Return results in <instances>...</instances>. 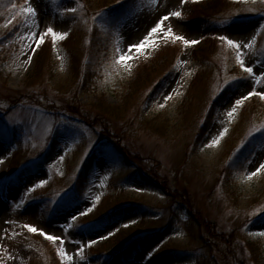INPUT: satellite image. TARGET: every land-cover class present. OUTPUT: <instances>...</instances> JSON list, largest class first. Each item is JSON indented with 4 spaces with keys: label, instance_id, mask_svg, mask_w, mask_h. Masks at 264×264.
Here are the masks:
<instances>
[{
    "label": "rangeland",
    "instance_id": "obj_1",
    "mask_svg": "<svg viewBox=\"0 0 264 264\" xmlns=\"http://www.w3.org/2000/svg\"><path fill=\"white\" fill-rule=\"evenodd\" d=\"M123 1L0 0V260L62 264L61 243L21 227L31 223L64 237L74 256L65 264H121L115 251L139 236L126 264H264V171L248 176L264 162V101L250 97L228 117L250 85L232 79L241 69L215 37L256 35L246 61L264 70L256 63L264 60V30L256 31L264 11L243 10L261 5ZM28 3L38 9L40 31L51 25L68 35L55 42L46 35L36 47L25 35L37 31L21 11ZM69 7L77 11H63ZM106 7L103 22L94 20ZM174 7L182 17L170 18L173 32L204 39L184 46L153 35L127 51ZM225 128L210 145L209 133ZM100 146H107L103 167ZM89 239L97 242L81 260L76 242Z\"/></svg>",
    "mask_w": 264,
    "mask_h": 264
},
{
    "label": "snow or ice",
    "instance_id": "obj_2",
    "mask_svg": "<svg viewBox=\"0 0 264 264\" xmlns=\"http://www.w3.org/2000/svg\"><path fill=\"white\" fill-rule=\"evenodd\" d=\"M155 3L156 0H153ZM187 2V0H180V4L183 5ZM253 2H256V0H253ZM261 7H253V8H247L245 7L243 10L248 12H262L264 11V0H258ZM12 7H15V5H12ZM163 7L167 8V4H164ZM22 13L26 17L33 18L31 20V25L37 29L35 32H26L25 35L28 36L30 39L33 40V43L36 47H39L40 44L43 42L46 35H51L53 41L57 38H64L68 35V32L66 31H57L55 28L51 25L46 26V28L43 31L39 30V26L41 23L38 9L33 6V4L28 3L26 7L21 9ZM63 11L66 12H76L77 9L74 7H69L63 9ZM111 9L106 7L104 9L99 10L95 13L93 19L94 20H100L103 22V20L108 16ZM240 10L238 9L237 12ZM182 17V9L180 7H174L170 10L165 11L162 15L159 16V18L155 21L154 25L150 28V30L147 32V35L138 43V44H128L127 45V51L130 53L132 49H139L143 46L144 41L147 40L149 37H152L153 35H158L160 39L167 42L169 39H174L175 41L182 42L184 46L194 45L199 43L200 40L204 39V37H198L196 39H187L183 35H176L173 32V29L170 24V18H181ZM15 19V17H13ZM12 21H8V23H11ZM260 30H264V23H261L258 25V28L256 29L257 32ZM162 34V35H160ZM216 39H218L222 44L226 43L230 48L232 49L234 53L235 63L239 66L241 69V73L238 77H233L232 79L235 81H246L250 85V90L246 91L244 94L239 95L237 98H235L232 103L233 107L230 108V110L227 112V115L229 118H231L232 114L236 111V106H241L243 103L248 100L250 97L258 96L262 101H264V90H258L256 85H262L264 86V70L257 71L254 69L253 62L246 61V50L251 49L253 45L256 42V35H252L251 39H248L245 37L244 39H239L236 37L230 38L227 34H215ZM32 52H35V48L31 45L28 46ZM21 55H24L22 52ZM125 50L119 49L117 51L116 60L119 63H123L126 59ZM28 60H31V56H28ZM256 63L260 64L261 66H264V60L257 61ZM172 93H168L167 95L161 94V99L164 103L167 102L168 99L171 98ZM161 107L164 106L163 103L160 104ZM227 132V129H223L219 132L218 135L212 136L211 133H209V136L211 137L209 140L210 145H216L219 142V139L225 135ZM209 144H203L202 147L209 146ZM91 150V148L89 149ZM100 153H101V162L99 163V166L103 167L104 164L108 163L106 159H104L106 153H107V146H100ZM60 159H63V157H60ZM264 171V162L259 163V165L252 171L248 172V176H255L257 173H260ZM39 185L45 184V180L40 179ZM36 184H33L31 187L27 189V192H32L33 189L36 187ZM137 191H141V189H136ZM99 196H96L95 199L99 200ZM23 203V202H22ZM95 205H92L94 207ZM92 209L91 207H86L83 209V211H79L74 215H70V220L72 222H75L77 220V217L80 215H85L86 213L90 212ZM135 221L129 220L128 223H134ZM7 223V221H5ZM65 223L67 224L68 229H72L74 227L73 223H69L66 219ZM127 226V225H125ZM23 229H27L29 232L37 233L41 232L44 236H46L49 240L53 242H60L61 246L56 249V252L59 255V258L62 262V264H65V262H72L74 260L73 254H71L64 246V237L54 234H49L48 232H45L43 229L38 228L37 226L31 224V223H24L21 225ZM78 227V226H77ZM16 233H13L15 235ZM112 232H108L107 235H112ZM3 235L6 237L8 235L7 230H3ZM264 235V233H262ZM105 237L98 236L97 239H104ZM97 239H89L87 240L86 244L80 241H77L76 243L79 244V247L75 249V252L79 254L80 259H85L84 257V248L86 246H90L92 244H95L97 242ZM149 256L152 255V252L148 253ZM0 264H5L3 260H0Z\"/></svg>",
    "mask_w": 264,
    "mask_h": 264
},
{
    "label": "trees",
    "instance_id": "obj_3",
    "mask_svg": "<svg viewBox=\"0 0 264 264\" xmlns=\"http://www.w3.org/2000/svg\"><path fill=\"white\" fill-rule=\"evenodd\" d=\"M123 1V0H122ZM123 2H128V1H123ZM137 3V1H131V3H130V6H128L127 8H125V10H124V12L122 13V15H124L125 14V12H127V10H129L132 6H133V4H136ZM46 47H48L47 45H46ZM90 51V50H89ZM78 61V59L76 60V62ZM80 61V60H79ZM78 61V62H79ZM40 65H41V61H38V63H37V67H36V70H38V68L40 67ZM6 189V188H5ZM127 234H122V233H120V236H119V238H121V237H125ZM141 238H142V236H139L137 239H139V240H141ZM137 239H135V240H133L132 242H131V244H129V245H126V246H123V247H121V248H119V249H117L116 251H115V253H117L118 255H120V256H122V260L120 261L121 262V264H126L127 263V261H128V254L130 253V252H132L133 251V245L132 244H134L136 241H137ZM138 247V246H137ZM202 263V260L201 259H199V262H198V264H201Z\"/></svg>",
    "mask_w": 264,
    "mask_h": 264
}]
</instances>
